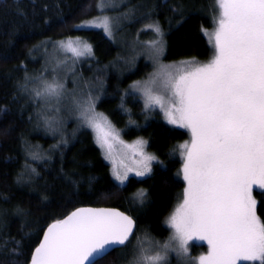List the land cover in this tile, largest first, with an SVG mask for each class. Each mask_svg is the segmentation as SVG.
I'll use <instances>...</instances> for the list:
<instances>
[{
	"label": "trees",
	"instance_id": "1",
	"mask_svg": "<svg viewBox=\"0 0 264 264\" xmlns=\"http://www.w3.org/2000/svg\"><path fill=\"white\" fill-rule=\"evenodd\" d=\"M103 14L112 19L113 37L85 23ZM217 14L215 0H0V264H28L47 225L80 206L114 207L136 221L127 246L98 264H124V250L140 235L150 241L168 237L165 219L185 186L178 145L189 134L168 124L159 109H145L138 94L130 92V84L146 77L152 65L126 43L138 46L156 38L148 25L158 23L162 61L206 62L213 49L203 29L213 30ZM77 38L90 44L92 53L74 59L70 75L62 73L64 68L53 74L47 54ZM76 77L78 89L92 94L95 89L94 109L123 140L147 141V150L158 158L151 173L129 176L121 185L91 129L63 112L58 124L50 119L54 112L46 117L51 110L44 112V97L34 89L56 81L68 93ZM48 106L54 107L51 101ZM141 189L147 194L142 204L134 200ZM253 194L264 219V192L254 188Z\"/></svg>",
	"mask_w": 264,
	"mask_h": 264
},
{
	"label": "snow or ice",
	"instance_id": "2",
	"mask_svg": "<svg viewBox=\"0 0 264 264\" xmlns=\"http://www.w3.org/2000/svg\"><path fill=\"white\" fill-rule=\"evenodd\" d=\"M215 5L214 28L203 29L211 58L164 66L152 81L155 87L136 88L145 97V109L158 106L166 122L185 129L189 139L178 145L185 186L165 219L170 234L150 247L141 241L128 264H169V253L189 256L193 239L205 241L207 252L192 264H264V219L253 194L254 188L264 192V0H215ZM85 23L111 34L108 16ZM148 27L157 35L152 44L159 59L164 50L160 25ZM63 46L77 57L92 53L91 45L79 38ZM62 89V84L46 83L34 91L37 97L52 98ZM78 107L106 149L116 181L122 185L130 172L137 177L152 172L158 158L144 151L147 141H136L140 158L134 167L123 160L118 164L112 141L119 131L95 112L91 96ZM146 195L141 189L134 200L142 204ZM135 227L131 215L116 209L77 208L47 225L29 264H98L115 247H126Z\"/></svg>",
	"mask_w": 264,
	"mask_h": 264
},
{
	"label": "rangeland",
	"instance_id": "3",
	"mask_svg": "<svg viewBox=\"0 0 264 264\" xmlns=\"http://www.w3.org/2000/svg\"><path fill=\"white\" fill-rule=\"evenodd\" d=\"M103 16H109V15L103 14L101 17H103ZM101 17H99V18H101ZM99 18L93 19L90 22L97 21ZM114 22H115V20H114ZM99 28H102V27H99ZM113 28L114 27L112 25L111 34H108L110 37H113L114 30H115V29L113 30ZM157 39L158 38L156 37L150 41H147L145 44H139L138 46H136L131 41L126 43L127 44L126 47L128 48V50H130L133 53L137 51L136 53L147 58L151 62V65H152V70L146 77H144L143 79L135 81L134 83L130 84V87H129L130 92L138 94V96L140 97V99L143 103L144 108H145V97L143 96V94L140 91H137L136 88L137 87H141V88L155 87V85L152 83V81L154 79L155 80L159 79L158 74L162 73V71L164 70V66L175 65V64H178L180 62L179 61V62L166 63V62L162 61V59H161L162 54L159 56V59H157L155 56V52H154V45L152 44V42L157 40ZM71 41L75 42L76 40H71ZM67 42L68 41L58 43L55 46V50L53 49V50H51V52L49 54H47L49 56L47 57L48 65L46 63V66H47L48 70H51V72H53V74H57L58 71L62 72L63 68H64L67 70H64L62 73L66 74V75H70V73L72 71V61H74V59H78V58L82 57V56H79V57L74 56L71 51H69L65 46H63V45H66ZM86 55L87 54H85L83 56H86ZM66 59H67V65L65 66ZM71 81L75 87L74 90H72L68 93H65L63 90H61L59 97L44 98V100L46 102L44 112L47 113V108H48V110L49 109L51 110L50 113L46 117H49V115L52 112H54V114H56V115H52L50 119L54 120L53 124H58V122H59L58 120H60L59 115H61L63 112L64 116L73 120L75 124L80 125V126H85L89 129H91V131L95 135V140H96V132L90 126H88L86 123H84V121L81 118L78 103L82 102L84 100H87L89 96H91L94 99V103H95V100L98 98V96L95 95V89L94 88H91L93 91V94L87 92L86 89H84V90H81L80 88L78 89L79 84H78V78L77 77ZM46 83L47 84H53V83L54 84H60L59 82H56V81H47L45 83L43 82L42 85L39 87H42ZM96 94H97V92H96ZM50 101L52 102V105L54 106V107H52V109L48 106ZM56 106H58V107L56 108ZM152 108H156V109L160 110V108L158 106H154ZM95 112L99 113L96 110H95ZM55 119H57V120H55ZM138 140H141V139H135L132 141H125L122 139V137L120 136V133H119L118 140L112 141V145H113L112 155L116 158L118 164H119L120 160H123L125 164H128V165L133 166V167L135 166L133 164V161L138 160L140 158L139 155H137L136 151H135V143ZM96 143H97V140H96ZM97 145H98V143H97ZM99 148L101 149V152H102L104 159L110 164L111 171H112V167H113L112 161L110 159L105 158L106 157V149H102L100 146H99ZM144 151L151 154L147 150L146 145H145ZM155 162L156 161H152V164ZM129 176L137 177L134 172H130L128 174V177ZM180 176L183 179V174L181 171H180ZM169 234H170V229H169ZM140 238H141L140 241H138L137 238L134 239L132 244L126 250H124L125 253H127V258H128V260H126V262L124 264H128V262L133 259L134 253L138 252V245L140 244L141 241L143 242L145 247H150V246H152L154 241H157V240H153V241L147 240L142 235H140ZM160 242L163 243L164 240L160 241ZM203 244L205 245L206 250H205V252L202 253ZM206 252H207L206 242L201 241V240H197V239H193V240L189 241V256L177 255L174 252L169 253V264H192V261L196 257L200 256L201 254H205Z\"/></svg>",
	"mask_w": 264,
	"mask_h": 264
},
{
	"label": "water",
	"instance_id": "4",
	"mask_svg": "<svg viewBox=\"0 0 264 264\" xmlns=\"http://www.w3.org/2000/svg\"><path fill=\"white\" fill-rule=\"evenodd\" d=\"M78 208H92V209H96V208H111V209H116L117 211L123 212V211H121V210H119V209H117V208H114V207H92V206H80V207H78ZM76 209H77V208H76ZM76 209H74V210H72V211H75ZM72 211H71V212H72ZM71 212H69V213H71ZM69 213H68V214H69ZM124 213H125V212H124ZM68 214H67V215H68ZM125 214H127V213H125ZM67 215H66V216H67ZM64 217H65V216H64ZM64 217H63V218H64ZM63 218H62V219H63ZM46 228H47V227H46ZM46 228H45V229H46ZM135 229H136V227H135ZM42 238H43V233H42L40 239H42ZM131 238H132V237H131ZM39 241H40V240H39ZM38 244H39V242H38ZM38 244H37V245H38ZM37 245H36V246H37ZM36 246H35V247H36ZM118 248H120V247H115L113 250L118 249ZM33 250H34V249H33ZM113 250H112V251H113ZM112 251H110V252H112ZM110 252H109V253H110ZM109 253H108V254H109ZM105 256H106V255H105ZM30 258H31V256H30ZM99 259H101V258H99ZM99 259H98V260H99ZM29 261H30V259H29ZM28 264H29V262H28Z\"/></svg>",
	"mask_w": 264,
	"mask_h": 264
}]
</instances>
